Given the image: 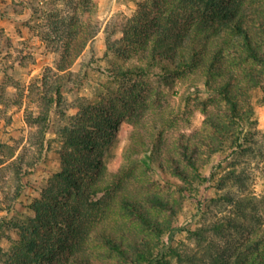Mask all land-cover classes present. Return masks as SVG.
<instances>
[{
  "label": "trees",
  "instance_id": "trees-1",
  "mask_svg": "<svg viewBox=\"0 0 264 264\" xmlns=\"http://www.w3.org/2000/svg\"><path fill=\"white\" fill-rule=\"evenodd\" d=\"M150 2L149 7L140 5L137 14L119 26L108 24L105 28V54L125 59L136 57L138 64L108 66L103 71L108 79L117 82L130 77L143 79L151 74L165 82L169 77L197 75L203 81V89H197L195 93L202 91L217 100L216 108L206 115L200 130L189 132L175 129L176 116L167 118L160 110L149 108L145 115L150 122L143 131L131 132L130 143L124 151V163L112 173L105 170L100 158L117 127L115 101H110V111L84 97L76 99L73 104L77 113L52 130L61 142L60 148L55 150L60 164L30 206L34 217L17 223L0 216V242L11 239L9 231L18 230L16 250L8 253L0 247L2 264H33L34 260H44L55 253L60 254L64 264H99L82 245H65L63 236H49L42 251L32 260L29 258L40 248L34 237L38 232L34 223L51 224L61 200L68 197L62 204L74 207L72 198L75 196L90 202L100 196L107 203L117 205L150 233L148 237L137 238L123 230H78L77 219L71 220L68 227L79 241L92 237L120 258L123 264H169L163 239L171 233L173 220L183 209V198L194 195L201 185L211 180L210 176L203 175V170L214 165L213 157L228 161L237 154L251 152L248 143H251L257 125L253 98L259 95L257 101L264 104V0ZM197 9L215 14L221 20V29L208 32L178 28L177 16ZM48 17L55 37H59V28L67 27V30L65 42L59 48L60 60L54 85L47 91L45 82L41 81L40 88H36L38 92L34 94L39 109L42 107L41 113L27 118V124L36 127L34 135L38 140L34 145L38 146L40 153L45 147H50L44 138L49 127L50 108L69 107L62 90L83 78L87 79L86 71L80 76L71 68L99 32L90 18L80 21L77 16L65 19L53 14ZM118 33L120 37H114ZM139 84L138 81L131 86L127 97L120 96L111 87H107V91L127 110H132L130 117L142 120L144 113L139 106H144L145 100L140 101ZM29 93L33 95V90ZM186 99L189 100V96ZM131 103L137 104L136 107ZM58 114L65 116L63 110ZM4 151L5 146L0 141V157ZM139 165L166 180L172 177L180 199L171 201L158 194L132 188L129 183L131 172ZM214 167L222 168V163ZM211 173L213 177L214 170ZM225 178L239 184V176L234 170H228L217 181V190L224 191L220 196L233 201L231 191L225 189ZM151 209L162 211L164 219L154 216ZM231 221L224 217L198 229L194 233L197 243L208 242V234L221 233L232 225ZM29 230L34 236L29 234ZM257 241L264 248V231ZM168 251V254L175 252L172 248Z\"/></svg>",
  "mask_w": 264,
  "mask_h": 264
},
{
  "label": "rangeland",
  "instance_id": "rangeland-1",
  "mask_svg": "<svg viewBox=\"0 0 264 264\" xmlns=\"http://www.w3.org/2000/svg\"><path fill=\"white\" fill-rule=\"evenodd\" d=\"M87 2L88 4L86 0H0V141L5 146L0 157V216L15 222H27L34 217L30 206L39 197L40 189L47 186L48 180L60 164L55 150L60 148L61 142L52 130L77 113L73 104L76 99L84 97L90 103L99 104L110 111V101H115L117 127L100 158L105 170L112 173L117 172L124 163V151L130 143L131 132L143 131L150 122L145 115L149 108L160 110L167 118L176 116L175 129L189 132L200 130L206 115L213 112L217 105V100L205 92L195 93L197 89H203V81L197 75L169 77L166 82L156 74L143 79L130 77L124 82L108 79L107 73L103 71L108 66L127 67L138 62L136 57L125 59L105 54L106 26H119L135 16L140 5L149 7L151 2ZM53 14L65 19L77 16L80 21L90 18L98 26L99 32L71 68L72 72L80 76L86 71L87 79L83 78L62 90L69 107L50 108L49 127L44 137L50 147H45L40 153L38 146L34 145L38 140L34 135L36 127H30L27 118L41 113L42 107L39 109L34 96L38 92L36 88H40L43 80L46 90L50 91L58 74L59 48L65 42L67 27L59 28V37H55L56 34L51 33L48 23V16ZM176 24L180 29H204L208 32L221 29V20L205 9L180 13ZM120 35L118 33L114 37L118 38ZM99 68L101 71H98ZM138 81L140 101L145 100L144 106H139L144 113L142 120L130 117L132 110H127L122 102L107 91V87H111L120 96L127 97L131 86ZM30 90H33L31 96ZM188 96L189 100L186 99ZM258 96L252 101L257 125L252 141L248 143L251 152L237 154L228 161L218 156L213 157L214 165L203 170V175L210 176L211 180L201 185L194 195L183 198V209L174 218L171 233L163 239L169 264H264V248L257 241L264 231V104L257 101ZM131 104L134 107L137 105ZM59 110H63L64 117L58 114ZM220 162L222 168L214 167ZM211 170H214L213 177ZM228 170H234L236 176H239V184H235L233 179L225 178L224 181L225 189L231 191L233 201L221 197L224 191L217 190V181ZM129 181L131 187L140 192L158 194L171 201L180 199L172 177L166 180L141 165L131 172ZM67 198L61 200L51 224L34 223L38 228L35 236L31 234L32 229L29 230V234L35 237L40 246L29 255L31 260L42 251L49 236H63L65 245H82L95 263L123 264L120 258L95 242L92 237L81 241L78 236L74 237L68 227L71 220L77 219L78 230L106 228L123 230L137 238L150 236L149 231L143 230L137 221L100 196L91 202L75 196L72 198L74 207L62 204ZM151 213L164 219L165 214L160 210L151 209ZM224 217L232 219V225L221 233L208 234V242L199 245L194 233ZM9 235L10 240L0 242V247L8 253L16 250L18 230L9 231ZM169 248L175 251L174 254H168ZM34 261L33 264H64L59 253Z\"/></svg>",
  "mask_w": 264,
  "mask_h": 264
}]
</instances>
